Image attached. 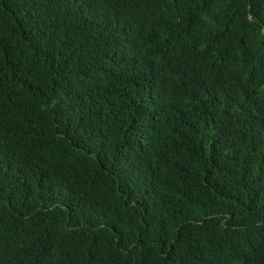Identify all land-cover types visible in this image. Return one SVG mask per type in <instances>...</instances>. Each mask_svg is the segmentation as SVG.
Segmentation results:
<instances>
[{
  "label": "trees",
  "instance_id": "1",
  "mask_svg": "<svg viewBox=\"0 0 264 264\" xmlns=\"http://www.w3.org/2000/svg\"><path fill=\"white\" fill-rule=\"evenodd\" d=\"M0 264H264V0H0Z\"/></svg>",
  "mask_w": 264,
  "mask_h": 264
}]
</instances>
